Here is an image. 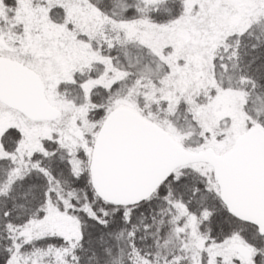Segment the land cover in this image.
Returning <instances> with one entry per match:
<instances>
[{
    "label": "snow or ice",
    "instance_id": "6c2138e0",
    "mask_svg": "<svg viewBox=\"0 0 264 264\" xmlns=\"http://www.w3.org/2000/svg\"><path fill=\"white\" fill-rule=\"evenodd\" d=\"M0 264H264V0H0Z\"/></svg>",
    "mask_w": 264,
    "mask_h": 264
}]
</instances>
